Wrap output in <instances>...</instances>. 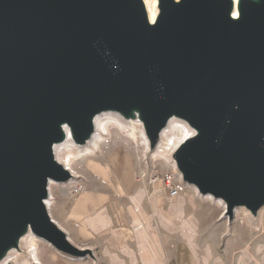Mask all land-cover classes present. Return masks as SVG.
Returning a JSON list of instances; mask_svg holds the SVG:
<instances>
[{"label": "water", "instance_id": "obj_1", "mask_svg": "<svg viewBox=\"0 0 264 264\" xmlns=\"http://www.w3.org/2000/svg\"><path fill=\"white\" fill-rule=\"evenodd\" d=\"M0 0V257L28 226L73 245L44 204L47 181L71 177L53 155L115 110L143 122L150 146L170 116L195 133L175 148L201 194L253 213L264 204V0ZM136 111V114H135Z\"/></svg>", "mask_w": 264, "mask_h": 264}, {"label": "rangeland", "instance_id": "obj_2", "mask_svg": "<svg viewBox=\"0 0 264 264\" xmlns=\"http://www.w3.org/2000/svg\"><path fill=\"white\" fill-rule=\"evenodd\" d=\"M119 116L132 118L135 134L117 117L103 115L93 130L96 140L88 143L92 133L77 142L89 147L73 149L67 143L57 149L60 161L74 173L72 183L49 184L47 206L53 220L73 245L90 253L72 255L35 238L28 246L14 245L17 255L7 264L21 257L28 264H264V216L259 220L256 212L251 218L234 214L237 206L229 216L220 202L193 186L170 198L160 180L149 182L151 174L179 172L170 160L183 137L175 128L178 124L173 122L163 138L147 147L141 121L121 112ZM167 134L172 140H164ZM122 155L129 157L133 169L128 186L113 164V158ZM136 213L141 228L136 226ZM100 215L108 221L103 229L94 223Z\"/></svg>", "mask_w": 264, "mask_h": 264}, {"label": "bare ground", "instance_id": "obj_3", "mask_svg": "<svg viewBox=\"0 0 264 264\" xmlns=\"http://www.w3.org/2000/svg\"><path fill=\"white\" fill-rule=\"evenodd\" d=\"M239 1L240 0H231V11H230V13H231V17L232 18H238L239 17ZM142 2H143L144 8H145V12H146V15H147V18H148L149 22H154L155 19L158 16V14H159L158 0H142ZM106 114L113 115V116L117 117L121 121V123L125 124L126 127H128L129 130H133L134 131V134H135V126L133 125L132 118H128V119L127 118H122V117L119 116V112L114 111V110L102 111L101 113H98L97 115H95L93 117V120H92L93 125H94V129L97 128V120H98V123H99L101 121V119H102L100 117H102L103 115H106ZM135 114H136V111H135ZM98 118H100V119H98ZM173 122H176L178 124V125H176L177 127H175V128L177 130H180L182 132V134H183V137L180 138L181 142L183 140H185L187 137H189V136H191V135H193L195 133V130L185 120H183L182 118L176 117V116H170V118L168 119L166 125L160 130L159 137L163 138V134H165L166 130L168 129V127H170V125ZM141 124H142V127H143V122L142 121H141ZM105 126H106V124H105ZM60 128H61L62 132L64 133V138L61 141H59V142H53V144H52L53 155L57 159V161L59 163H61V165L64 168H66L67 170H69L67 167L64 166V164L60 161V159L57 156V149H58V147H62V146H64L67 143H70L71 146L73 147V149H75L76 147L78 149H85L86 147H89V146L87 144H85L81 148V147H79L77 145V143L73 140L71 128H70V126L67 123H65V122L61 123L60 124ZM141 128H140V134L143 136V138H144V140H145V142L147 144V147H149V142H148L147 136H146L144 130L141 129ZM168 134L165 136V139L164 140H167V141L172 140L171 138H168ZM96 135H97L96 133H93L90 136V138L88 139V143L89 144H91L92 140L94 139V137ZM96 138L97 137H95V140H96ZM155 148H157V145H156ZM170 160L172 161V165L175 166L176 163H175L174 158L173 157H170ZM113 164L115 165V167L118 170V176L120 177V179L127 186L130 185L131 182H132V177H133V169H132V165H131V162H130L129 157L126 156V155H122L121 157L118 156V158L117 157H114L113 158ZM69 172L71 173V177L68 180H66V181H56V180H54L52 178H48V181H47V196H50V194H49V184L52 181H54L56 183H60V182L61 183H67V182L72 183V181L75 179L74 178V173H72L70 170H69ZM205 196H209L212 200H216V201L220 202L223 205L224 209H226V203H225V201L221 197H217V199H215V198L213 199L210 194H205ZM48 200L49 199H47V197H46L43 201H44V204H45V206L47 208V211H48L50 217L53 219V217L50 214L49 208L47 206V204H48L47 201ZM235 213L236 214L237 213H240L245 218L247 216L249 218H251V216L253 214V212L250 209H248L247 207H245L243 205H240V206L235 207L234 208V214ZM256 213H257V216L259 214V220H262V218L264 216V204H262L256 210ZM60 228H63V227L60 226ZM35 238L42 239L48 245H50L51 247H53V245L50 242H48L47 240L43 239L42 237L34 234L28 226L26 227L25 231L17 239V244H18V246H20V245H22V246H28L27 241L33 243V241H35ZM15 255H17V247L11 245L10 247H8L5 250V252L3 253V255L0 257V264L12 263L13 262V258H14ZM15 264H28V263H27V261H25V258L24 257H21V259L18 262H16Z\"/></svg>", "mask_w": 264, "mask_h": 264}, {"label": "built area", "instance_id": "obj_4", "mask_svg": "<svg viewBox=\"0 0 264 264\" xmlns=\"http://www.w3.org/2000/svg\"><path fill=\"white\" fill-rule=\"evenodd\" d=\"M136 120L140 121L138 118ZM149 182L156 183L157 181H161L163 184V187L167 193V195L170 198H175L182 194L189 186H193V188H196L194 185L188 183L182 178V175L180 172L174 173L173 171L165 172L162 176H159L157 174H151L148 177Z\"/></svg>", "mask_w": 264, "mask_h": 264}, {"label": "crops", "instance_id": "obj_5", "mask_svg": "<svg viewBox=\"0 0 264 264\" xmlns=\"http://www.w3.org/2000/svg\"><path fill=\"white\" fill-rule=\"evenodd\" d=\"M141 196H142V192H140L139 194H138V197H137V199L139 200V199H141ZM137 201V200H136ZM141 211H142V209H141ZM140 211V212H141ZM138 216H140V215H138V213H136L135 214V216H134V220H135V222H137L138 221V223H139V225H138V223L136 224V226H138L139 228H141V220H140V218L138 217ZM98 227H100L101 229H103V228H105L107 225H108V221L103 217V215H100L99 217H97V219H96V221L94 222ZM91 225H93V222H91ZM93 227H94V229L96 228L94 225H93ZM142 237V235L141 234H138V236H137V239H139V238H141ZM118 240L120 241V243H124V239L122 238V237H119L118 238ZM145 256V255H144Z\"/></svg>", "mask_w": 264, "mask_h": 264}]
</instances>
